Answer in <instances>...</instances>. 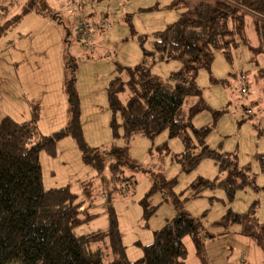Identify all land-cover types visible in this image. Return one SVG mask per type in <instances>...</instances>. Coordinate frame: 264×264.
Instances as JSON below:
<instances>
[{
	"label": "rangeland",
	"instance_id": "obj_1",
	"mask_svg": "<svg viewBox=\"0 0 264 264\" xmlns=\"http://www.w3.org/2000/svg\"><path fill=\"white\" fill-rule=\"evenodd\" d=\"M8 1L14 4L12 15L19 14L26 2ZM68 1L45 0L63 23L51 16L26 14L0 36V121L9 116L18 123L27 122L30 104L40 102V132L51 136L60 131L68 122L65 84L73 74L82 137L88 147L98 148L104 170L97 172L83 164L70 137L57 143L56 158L42 152L39 160L44 189L69 185L71 192L79 196L78 201H84L83 209L94 216L75 233L86 235L106 230L114 214L127 260L134 262L142 256L136 243L143 246L151 243L153 232L175 215L170 203L172 195H167L171 192L169 188L179 196L197 178H203L212 185L203 189L199 197L185 200L182 211L198 223L205 235L202 242L207 264H240V257L248 253L251 264H264V259H259L264 251L254 240L241 234L242 225L223 221L229 211L244 215L255 209L256 222L264 224V76L261 75L264 61L253 64V55L244 46H240L231 62L217 51L210 69L200 70L196 78L206 109L193 118L192 125L209 127L205 144L230 155L240 167L248 165L250 169L244 174L254 181L253 185L249 183L237 189L230 199L222 187L226 174L214 160L204 159L191 172L183 171L178 162L185 152L180 139L163 133L153 140L134 136L126 144L123 138L114 140L110 128L112 113L106 97L110 78L120 69L141 63L143 48H152L153 33L181 17L183 10L176 8L177 2L192 9L197 0H81L82 10L92 22L106 20L109 24V28L96 32V51L92 55H87L76 40L74 19L66 12ZM246 30L255 46L257 37L251 18L247 20ZM180 69L177 62H156L152 67L164 79ZM242 88L246 92L242 93ZM127 95H120V99L125 101ZM53 100L55 106L50 105ZM116 121L120 122L119 115ZM112 147H126V159L118 160ZM115 161L121 162L124 176L129 180L113 188L108 166ZM241 181L239 178L238 182ZM83 182L90 183L89 199L84 196ZM156 182L162 189L153 196L152 205H161L145 226L140 200ZM248 242L261 253H256ZM184 243L187 257L183 264H203L193 241L187 238Z\"/></svg>",
	"mask_w": 264,
	"mask_h": 264
},
{
	"label": "trees",
	"instance_id": "obj_2",
	"mask_svg": "<svg viewBox=\"0 0 264 264\" xmlns=\"http://www.w3.org/2000/svg\"><path fill=\"white\" fill-rule=\"evenodd\" d=\"M13 5L8 0H0V36L31 12L43 18L55 16L45 0H26L19 14L14 15ZM175 6L183 10L181 17L164 30L153 33L152 48H143L141 63L118 70L108 81L106 97L112 113V137L123 138L126 144L134 136L153 140L163 133L180 139L185 152L178 162L183 171L191 172L204 159L214 160L226 174L222 187L232 199L237 189L249 183L253 185L254 181H249L244 174L250 169L248 165L240 167L230 155L216 152L205 144L209 127L192 125L193 118L206 109L196 78L200 70L210 69L217 51L231 62L240 46H244L252 53L253 64L264 61V0H197L192 9L180 2ZM249 18L256 32L255 46L246 30ZM156 62H177L181 69L164 79L152 71ZM74 83L71 73V79L65 84L68 122L51 136H44L39 130L38 104H30L27 122L18 123L10 117L0 121V264H183L187 257L185 238L193 241L202 263L207 264L202 242L205 235L198 223L182 211L185 200L199 197L203 189L212 185L203 178H197L179 196L169 188L172 193L167 195H172L170 203L175 215L153 232L151 243L144 246L136 243L142 256L134 262L127 260L114 214L106 230L86 235L75 233L94 216L83 209L84 201H78L79 196L71 192L69 185L44 189L39 160L42 152L56 158L57 143L70 137L83 164L97 172L104 170L98 148L88 147L82 137ZM124 93L128 95L122 101L120 95ZM117 115L120 122L116 121ZM112 149L118 160L126 159V147ZM121 165L115 161L108 166L113 188L129 180ZM89 185V182L81 183L88 199L91 198ZM161 189L156 182L140 200L145 226L161 205H152L153 196ZM223 221L241 224V234L254 240L264 251V224L256 222L255 209L244 215L229 211Z\"/></svg>",
	"mask_w": 264,
	"mask_h": 264
},
{
	"label": "built area",
	"instance_id": "obj_3",
	"mask_svg": "<svg viewBox=\"0 0 264 264\" xmlns=\"http://www.w3.org/2000/svg\"><path fill=\"white\" fill-rule=\"evenodd\" d=\"M81 0L71 1L67 7L66 12H68L74 19L75 28L74 34L78 44L87 55H92L96 51L95 47V38L97 31H104L106 28H109V24L106 23V20H92L87 14L82 10V6L79 3ZM244 80V78H241ZM244 92V89H242ZM250 113V111H248Z\"/></svg>",
	"mask_w": 264,
	"mask_h": 264
},
{
	"label": "crops",
	"instance_id": "obj_4",
	"mask_svg": "<svg viewBox=\"0 0 264 264\" xmlns=\"http://www.w3.org/2000/svg\"><path fill=\"white\" fill-rule=\"evenodd\" d=\"M70 2H71V1L69 0L68 3H67V5H68ZM53 12L56 13V11H53ZM31 13H32V14H36L35 12H31ZM31 13H30V15H32ZM62 13H63V12H62ZM64 13H66V12H64ZM36 15H38V14H36ZM38 16H39V15H38ZM39 17H40V18H43V17H41V16H39ZM54 17H55V16H53V19L56 18V17H55V18H54ZM56 19H57V18H56ZM57 21H61V22L63 23V19H62V18L57 19ZM38 103L40 104V105L38 104L39 107H40V106H41V103H40V102H38ZM50 105H51V106H55V105H56V101L53 100L52 103H50ZM7 117H9V116H7ZM185 239H187V238H185ZM185 239H184V240H185ZM184 244H185V243H184ZM248 245H249L253 250L256 251L255 246H254L252 243L248 242ZM185 247H186V246H185ZM259 251H260V250H259ZM259 251H258V252L256 251V253H259V254H260L261 252H259ZM251 258H252V257H251V255H250L249 253H248L247 255L243 254V255L240 257V264H241L242 262H244V264H245V263H246V264H251ZM259 259H264V255H262V253H261L260 256H259ZM263 262H264V260H263Z\"/></svg>",
	"mask_w": 264,
	"mask_h": 264
}]
</instances>
